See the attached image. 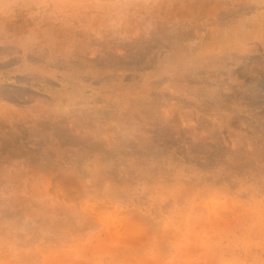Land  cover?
Listing matches in <instances>:
<instances>
[{"label": "rangeland", "instance_id": "obj_1", "mask_svg": "<svg viewBox=\"0 0 264 264\" xmlns=\"http://www.w3.org/2000/svg\"><path fill=\"white\" fill-rule=\"evenodd\" d=\"M0 264H264V0H0Z\"/></svg>", "mask_w": 264, "mask_h": 264}]
</instances>
